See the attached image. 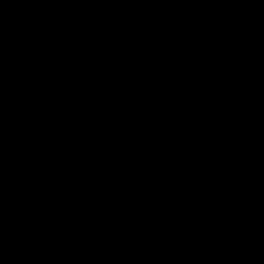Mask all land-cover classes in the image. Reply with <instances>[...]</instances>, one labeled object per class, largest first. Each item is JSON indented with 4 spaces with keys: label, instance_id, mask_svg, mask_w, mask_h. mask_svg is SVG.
I'll return each mask as SVG.
<instances>
[{
    "label": "flooded vegetation",
    "instance_id": "af4514ba",
    "mask_svg": "<svg viewBox=\"0 0 264 264\" xmlns=\"http://www.w3.org/2000/svg\"><path fill=\"white\" fill-rule=\"evenodd\" d=\"M55 1L54 12L35 13L34 24L44 17L50 25L30 38L61 39L58 51L33 63L58 69L26 80L29 67L17 96L34 79L62 80L74 66L78 84L91 90L87 100L71 96L55 105L73 114L64 121L74 152L67 159L2 141L13 166L0 168V264H129L152 248L164 251L158 264H189L206 252L190 240L205 227L218 230L212 241L220 247L232 241L241 249L243 238L264 246L244 187L264 177V34L255 40L260 105L243 109L237 135L229 112L222 128L212 123L207 93L221 76L230 84L232 66L214 52L221 45L211 35L245 31L258 19L264 33V0ZM98 95L108 107L98 108L105 116L97 122ZM151 114L158 118L149 123ZM211 216L215 224H206Z\"/></svg>",
    "mask_w": 264,
    "mask_h": 264
},
{
    "label": "rangeland",
    "instance_id": "374dc122",
    "mask_svg": "<svg viewBox=\"0 0 264 264\" xmlns=\"http://www.w3.org/2000/svg\"><path fill=\"white\" fill-rule=\"evenodd\" d=\"M0 12L10 11V8L18 7L23 0H1L0 1ZM50 25V21L46 18H38V22L34 25H22L19 26L13 33L9 35V42H22L30 37H34L38 32H30L31 30H45L46 27ZM258 27H257V26ZM259 38L264 34L260 29V19L252 24L247 25V30H242L238 33L229 34L226 32H216L214 35H211V41L216 46L221 45L219 50H215L214 52L220 51L224 56H227L231 61V72H230V84L229 86H233V88L228 89V78L225 76H221L220 78H216L212 83L211 87L207 88V93L210 96L209 99V113L213 116L212 123L216 126H222L226 123V118L224 119V114L226 115L229 112V123H230V134L231 136L237 135L240 122H244L242 120L243 117V109L251 108L254 110L255 106H259L260 102L256 96L255 88L256 80L255 70L260 71V63L256 66L257 59V45L255 43L256 36ZM220 35H228L224 41L220 39ZM262 46H264V41L262 40ZM6 49H0V53H4ZM63 56L66 55L62 53ZM87 59H91L92 55L87 53L85 56ZM96 61H92L87 63L89 66L94 67ZM49 67H56L55 63L50 66H45L41 64L39 66H31L25 73V79L29 80L33 76L42 77L43 73L40 74L39 71L42 69L45 72L49 71ZM159 73L162 72L161 68H159ZM85 78V77H83ZM87 79L93 80L90 76L86 77ZM49 79V78H46ZM51 80V79H50ZM152 81L151 76L148 77V83ZM26 85L25 81L23 82ZM22 84V83H21ZM135 89V82L131 84L130 92ZM25 87L20 89V92L25 91ZM19 94V91H18ZM158 118L157 114H151L147 120V122L152 123L155 119ZM0 133L3 137V144L5 146L15 145V151L19 147L17 144L19 137V129L17 127H12L7 125L4 121H0ZM11 150L12 148H7ZM31 160V159H29ZM41 161L38 159L34 162V165L40 164ZM28 164H32V160L28 161ZM47 172L52 173L50 168L47 169ZM241 175L236 174V178L238 179ZM53 181V178H50V182ZM56 186V181H53ZM245 190L248 193L251 201L256 204L257 214L254 217L253 221L257 225L260 226V232L264 234V177L262 183L260 179L257 177H250L247 179V182L244 185ZM229 199L234 195L233 189L231 193L229 192ZM215 217L211 216L206 224H215ZM62 228L67 227V223H62ZM218 230L210 231L206 227L198 230L197 233L193 234L197 238H190L191 241H196L199 245H204L207 247L206 252L201 255V252L198 253V258L194 259V262H190L189 264H264V246L260 243V238L258 240L253 238H243L240 239L238 245H242V248L239 249L237 246L233 245V242H227L228 245L219 246L217 242H213L215 239ZM229 238H226V241ZM229 245L231 247H229ZM170 250L169 247L167 251ZM193 251V250H192ZM163 253L164 251L160 249H154L149 251L146 255L143 251L140 253L133 254L131 258V263L129 264H158L163 262V256L159 253ZM172 252V251H171ZM194 252V251H193ZM225 257H223V254ZM185 262V258L179 260V264ZM128 264V263H123Z\"/></svg>",
    "mask_w": 264,
    "mask_h": 264
},
{
    "label": "trees",
    "instance_id": "16d2710c",
    "mask_svg": "<svg viewBox=\"0 0 264 264\" xmlns=\"http://www.w3.org/2000/svg\"><path fill=\"white\" fill-rule=\"evenodd\" d=\"M10 9L0 12V49H6L4 53H0V121L19 129L18 142L26 151L31 152L28 149L37 145L67 159V154L73 155L74 152L65 142L72 132L64 121L73 114L55 111V105L71 96L87 100L83 94L91 89H83L78 84L72 74L76 69L74 66L72 72L62 80L34 79L30 87L18 97L16 92L24 72L36 60L58 51L61 39L46 36L29 38L23 42H9V35L19 26L35 23V13L46 15L54 12L57 9L55 0H23L18 7ZM100 98L98 95L92 100L97 112V122L98 115L105 116V112H98V108L108 107L107 100ZM2 141L0 133V168L13 166L6 156Z\"/></svg>",
    "mask_w": 264,
    "mask_h": 264
}]
</instances>
